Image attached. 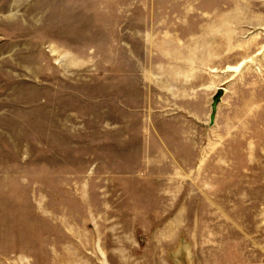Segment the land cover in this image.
<instances>
[{"label":"rangeland","instance_id":"374dc122","mask_svg":"<svg viewBox=\"0 0 264 264\" xmlns=\"http://www.w3.org/2000/svg\"><path fill=\"white\" fill-rule=\"evenodd\" d=\"M0 264H264V0H0Z\"/></svg>","mask_w":264,"mask_h":264},{"label":"water","instance_id":"95a60500","mask_svg":"<svg viewBox=\"0 0 264 264\" xmlns=\"http://www.w3.org/2000/svg\"><path fill=\"white\" fill-rule=\"evenodd\" d=\"M223 95V89H219L217 93L212 98L211 104V115H210V125H213L216 113H217V105L219 104L221 97Z\"/></svg>","mask_w":264,"mask_h":264},{"label":"crops","instance_id":"0c3cea01","mask_svg":"<svg viewBox=\"0 0 264 264\" xmlns=\"http://www.w3.org/2000/svg\"><path fill=\"white\" fill-rule=\"evenodd\" d=\"M197 62H198V61H197ZM179 80H180L179 78L174 79V81H176L175 84L177 83V85L175 86L176 88H177V86H179ZM156 82H157V81H156ZM160 84H161V85H165V83H164L162 80H160ZM166 85H167V84H166ZM164 88H165V87H164ZM174 90H175V88H174ZM174 90H173V91H174Z\"/></svg>","mask_w":264,"mask_h":264}]
</instances>
